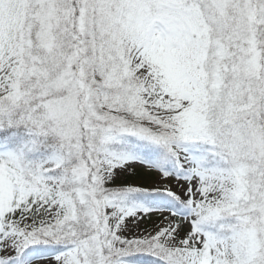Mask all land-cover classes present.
Instances as JSON below:
<instances>
[{
	"label": "snow or ice",
	"instance_id": "1",
	"mask_svg": "<svg viewBox=\"0 0 264 264\" xmlns=\"http://www.w3.org/2000/svg\"><path fill=\"white\" fill-rule=\"evenodd\" d=\"M0 264H264V0H0Z\"/></svg>",
	"mask_w": 264,
	"mask_h": 264
}]
</instances>
